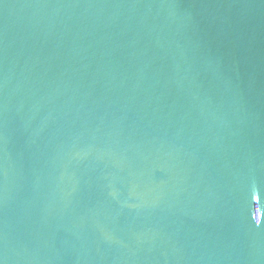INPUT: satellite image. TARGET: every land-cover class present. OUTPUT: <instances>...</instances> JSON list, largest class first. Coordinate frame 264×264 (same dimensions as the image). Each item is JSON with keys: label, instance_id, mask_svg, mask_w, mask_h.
Segmentation results:
<instances>
[{"label": "water", "instance_id": "1", "mask_svg": "<svg viewBox=\"0 0 264 264\" xmlns=\"http://www.w3.org/2000/svg\"><path fill=\"white\" fill-rule=\"evenodd\" d=\"M0 264H264V0H0Z\"/></svg>", "mask_w": 264, "mask_h": 264}]
</instances>
